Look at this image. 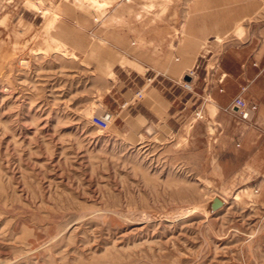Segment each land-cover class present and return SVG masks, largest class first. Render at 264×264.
I'll return each mask as SVG.
<instances>
[{
  "label": "rangeland",
  "instance_id": "1",
  "mask_svg": "<svg viewBox=\"0 0 264 264\" xmlns=\"http://www.w3.org/2000/svg\"><path fill=\"white\" fill-rule=\"evenodd\" d=\"M262 50L264 0H0V264H264V133L235 83ZM182 53L184 116L156 118L140 75L171 88ZM220 79L249 121L203 105Z\"/></svg>",
  "mask_w": 264,
  "mask_h": 264
},
{
  "label": "crops",
  "instance_id": "2",
  "mask_svg": "<svg viewBox=\"0 0 264 264\" xmlns=\"http://www.w3.org/2000/svg\"><path fill=\"white\" fill-rule=\"evenodd\" d=\"M181 32L183 37L187 36L188 29L184 28L181 30ZM181 44L182 45L184 44L183 38ZM166 46H169V44L166 43ZM156 51H158L157 47H156ZM136 57H137V60H135L136 64H139V66L144 65L142 60L141 59L138 60V56ZM262 57L263 59L259 60L260 62L255 66L248 65L245 70V76L237 77L235 83H239L242 86L247 85V90L245 91L246 98L249 101L258 103L259 110L254 115L253 119H255V123L259 127L260 131H263L264 133V75H257L258 70L256 69L261 67L264 68V55ZM195 61H196L195 58L191 61L188 55L182 53L180 57L175 56V58L172 59V65L168 67L166 70H164L163 73L157 70L158 74H162V76H165L164 78L166 80L170 81L169 84L172 83L170 86L171 88L164 87L163 84L159 82V80H157L158 78L156 79V83H155L156 86H149V84L148 85L145 84V81L142 79V75H140L141 85L137 89L144 90L146 94V97L140 102L141 106L149 110L152 113V115L155 116L156 118H159L160 116L173 117V116H178L179 114L184 116L185 108L181 107L180 110L179 109L173 110L172 107L173 100L171 96L174 95L171 93V89L178 88L176 82L182 77H184L187 74V72L193 66H195L196 63ZM204 80L208 81L210 80V78L206 77ZM225 80L226 77L223 81ZM223 81L222 79H220L219 84L217 83L214 86L209 85L205 87L203 94V105H207L209 103L211 105L212 112L215 113L216 116L225 117L228 114L226 113V108L233 101V97H230L228 93L219 92L220 84ZM145 85L147 86L144 87ZM125 95L128 96L131 95V93L127 92ZM199 97L202 96L199 95ZM262 146L264 147V142Z\"/></svg>",
  "mask_w": 264,
  "mask_h": 264
},
{
  "label": "built area",
  "instance_id": "3",
  "mask_svg": "<svg viewBox=\"0 0 264 264\" xmlns=\"http://www.w3.org/2000/svg\"><path fill=\"white\" fill-rule=\"evenodd\" d=\"M138 96H141L139 93ZM230 110L241 120L249 121L251 119L252 110L242 97H237L234 99ZM112 122V115L106 114L104 116H94L91 119L92 125L98 127L99 129L106 130Z\"/></svg>",
  "mask_w": 264,
  "mask_h": 264
},
{
  "label": "water",
  "instance_id": "4",
  "mask_svg": "<svg viewBox=\"0 0 264 264\" xmlns=\"http://www.w3.org/2000/svg\"><path fill=\"white\" fill-rule=\"evenodd\" d=\"M222 205H223V202H222L220 199L215 198V199L213 200L212 204H211V208H212L213 210H216V209H218L219 207H221Z\"/></svg>",
  "mask_w": 264,
  "mask_h": 264
}]
</instances>
